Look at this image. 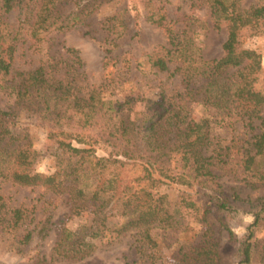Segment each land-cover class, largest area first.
<instances>
[{
	"label": "trees",
	"instance_id": "1",
	"mask_svg": "<svg viewBox=\"0 0 264 264\" xmlns=\"http://www.w3.org/2000/svg\"><path fill=\"white\" fill-rule=\"evenodd\" d=\"M199 1L207 5L213 28L226 27L219 58H205L189 30L177 28L155 0H127L134 26L147 21L167 38L149 54L151 68L180 75L184 90L164 88L157 98L120 100L110 97L107 83L86 82L72 47L63 46V55L46 51L35 68L16 67L24 44L42 52L47 33L84 24L99 0H0V93L12 100L7 107L0 104V178L64 196L71 216L88 217L76 229L62 228L55 247L59 257L81 260L95 251L96 241L132 233L142 259L153 260L150 249L162 246L153 232L160 229L183 238L175 264H223L209 222L215 214L219 230H227L235 243V264H253L264 193L242 211L239 205L248 199L235 187L227 192L220 179L232 174L252 189L264 185L263 56L247 47L249 39L264 40V0H250L248 6L244 0ZM14 11L20 16L16 23L8 19ZM110 21L106 67L117 64L114 49L126 34L117 15ZM130 66L125 56L123 67ZM139 101L145 107L138 113ZM193 101L215 109L225 123H243L236 142L216 146L213 120L195 118ZM24 117L47 130L45 151L53 160L48 173L36 168L42 153L22 124ZM166 187L175 189L173 200ZM182 209L195 212L200 229L194 235H187ZM241 213H250L253 221L238 236L232 223L243 222ZM27 219L25 209L10 206L0 193V235L17 237ZM32 237L31 230L21 243ZM263 255L264 248L258 258Z\"/></svg>",
	"mask_w": 264,
	"mask_h": 264
},
{
	"label": "rangeland",
	"instance_id": "2",
	"mask_svg": "<svg viewBox=\"0 0 264 264\" xmlns=\"http://www.w3.org/2000/svg\"><path fill=\"white\" fill-rule=\"evenodd\" d=\"M250 0H244L248 6ZM158 7L168 14L177 28H187L190 36H194L196 45L201 54L207 59L219 58L223 55V43L227 37L226 27L213 28L210 24V13L207 5L199 0H155ZM99 6L87 17L84 24L78 25L72 30L64 32H50L45 35L44 50L29 48V43L24 44L17 54L16 67L19 69H32L40 64L41 57L47 58L46 51L56 55L65 54L63 46L78 50L83 65L80 71L86 82L93 85L107 83V93L120 100L134 96L138 98H157L161 89L183 91L184 86L181 76L165 72H157L151 68L148 56L151 51L160 44H166L167 38L162 30L147 21L139 26H134L130 13L126 10L127 0H99ZM117 15L125 26H119L121 31H126L117 42L114 49L116 63L109 67L106 63V50L111 47L108 42L110 18ZM18 11L9 14L8 19L12 23L19 21ZM115 21V20H114ZM117 23L120 22L117 20ZM247 47L257 49L262 53L264 65V40L252 38L247 42ZM127 56L131 66L123 67V59ZM11 98L0 93V104L7 107ZM194 116L210 117L213 120V135L215 144L220 142L223 146L232 145L244 130L243 123L223 122L220 114H215V109H207L198 101H193ZM145 102L139 101L136 112L144 110ZM135 116V115H134ZM22 124L28 129L35 148L42 153L36 164V168L48 173L53 166L52 156L45 151L47 142V130L36 122L34 118L24 117ZM215 146V145H214ZM233 154L237 152L233 149ZM100 154H104L100 151ZM226 187V191L232 193L235 187L241 196L248 199L239 205L240 210L250 209L248 201L256 199L264 193V185L252 189L244 184L242 177L239 179L232 174H224L220 179ZM165 191L173 200L176 191L166 187ZM0 193L6 196L10 206L22 207L26 210L28 219L18 230L17 237L12 234L0 235V261L3 264H175L180 242L183 240L172 237L162 230H155L156 240L161 247L150 249L153 260H143L138 252V241L132 233L121 237H110L96 241V249L89 256L81 260L66 259L55 253L56 243L62 228L76 229L87 222V216H71L70 203L66 197L56 195L40 187H21L0 178ZM242 223L233 222L232 228L238 236L244 234V224L253 221L250 213H241ZM182 216L189 225L188 236L194 235L200 226L196 223L195 212L190 209H182ZM213 224V241L218 242L217 250L221 255L223 264H235L236 246L230 239L229 232L219 230L218 217L214 214L209 217ZM33 231L30 243L22 244V237L29 231ZM257 250L253 264H264L258 253L264 248V218L257 227ZM264 257V255L262 256Z\"/></svg>",
	"mask_w": 264,
	"mask_h": 264
}]
</instances>
